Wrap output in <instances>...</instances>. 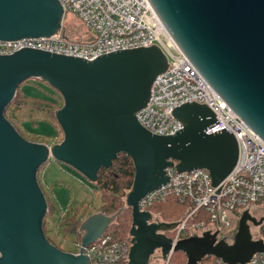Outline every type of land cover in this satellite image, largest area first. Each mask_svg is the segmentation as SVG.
Listing matches in <instances>:
<instances>
[{
	"label": "water",
	"instance_id": "water-1",
	"mask_svg": "<svg viewBox=\"0 0 264 264\" xmlns=\"http://www.w3.org/2000/svg\"><path fill=\"white\" fill-rule=\"evenodd\" d=\"M175 46L213 91L261 140H264V0H148ZM57 0H0V41L50 37L62 26ZM167 59L152 45L116 50L86 60L22 47L0 55V264H87L84 248L102 237L114 217L101 213L79 226L75 255L56 248L43 231L47 213L37 173L49 160L64 164L91 183L117 155L132 161L134 176L125 205L130 209L129 264H149L156 249L165 259L180 252L186 264L213 257L224 264H246L264 252L252 240L249 223H264L247 210L238 219L231 243L203 232L172 245L167 231L176 223L153 219L140 201L168 182L167 168L178 173L208 171L213 186L232 171L238 157L234 136L224 128L207 134L217 121L203 103H182L171 114L183 126L155 135L136 120L154 78ZM38 79L54 89L63 105L55 119L63 138L51 146L22 138L5 118L18 86Z\"/></svg>",
	"mask_w": 264,
	"mask_h": 264
},
{
	"label": "built area",
	"instance_id": "built-area-1",
	"mask_svg": "<svg viewBox=\"0 0 264 264\" xmlns=\"http://www.w3.org/2000/svg\"><path fill=\"white\" fill-rule=\"evenodd\" d=\"M57 1L62 7L63 19L69 14L78 19L84 29L82 38L66 39L62 25L50 37L0 41V55H10L26 47L90 60L116 50L152 45L159 48L166 56L167 67L154 78L147 104L136 113L139 125L151 134L171 135L183 126L171 114L174 107L185 102L204 103L217 121L206 133L223 128L231 133L237 142L238 157L232 171L217 186L212 185L205 169L178 173L174 168H167V184L146 195L139 203L140 209L146 211L145 208L153 200L167 195L189 203L185 216L175 228L165 233L172 245L206 231L216 232L217 239L232 237L237 228V225H232V219L237 222L240 214L251 206H264V140L229 109L175 46L148 0ZM200 211L206 214L208 221L188 225L189 219ZM262 227L264 223L257 227L255 237L251 235L252 240L264 242ZM130 247L129 236L115 243L101 237L85 247L83 255L88 258L87 264H129ZM76 248L71 253L79 254L80 242L76 243ZM172 254L170 250L162 259L160 250L156 249L150 256L149 264H169ZM213 259L208 263L201 260L199 264H224L219 259ZM246 264H264V252L254 254Z\"/></svg>",
	"mask_w": 264,
	"mask_h": 264
},
{
	"label": "trees",
	"instance_id": "trees-1",
	"mask_svg": "<svg viewBox=\"0 0 264 264\" xmlns=\"http://www.w3.org/2000/svg\"><path fill=\"white\" fill-rule=\"evenodd\" d=\"M65 29V28H64ZM65 37L69 40L71 39L65 29ZM31 80H36L38 83H42L49 87L44 82L38 79H30L22 82L31 83ZM35 84V83H34ZM20 85L17 88L16 94L5 110V118L8 122L15 128L18 134L25 140L33 143H43V144H55L57 138V129L56 135L54 137L48 138L45 140L43 137L30 134L29 139L22 136V133L18 129V124L13 120L12 111L14 109H27L32 112L43 113L50 117L52 124L55 128H59V125L55 119V111L58 108H53L55 103L50 99L37 100L33 98H28L23 96L20 91ZM52 91V96L54 93L58 94L54 89L49 87ZM62 99V98H61ZM11 107H13L12 110ZM46 164V163H45ZM44 164V165H45ZM43 165V166H44ZM42 166V167H43ZM41 167V168H42ZM40 168V169H41ZM134 176V167L132 161L125 154L117 155L116 159L112 162V166L108 169H100L97 173V179L94 186L95 189L99 192L100 195V205L97 209L98 213H101L107 217H114L113 222L106 228L102 238H107L109 242H122L128 238V232L130 229L131 218H130V209L123 208V199L126 196L127 191L130 190ZM40 186V184H39ZM46 200L47 204V214L48 217L52 216L56 211L55 206L50 202L43 188L40 186ZM190 205L187 202H180L177 198L172 195H167L163 197H158L153 200L145 210L156 216L158 220L167 223H177L179 222L186 214ZM87 217L86 208L82 211L79 207H76L72 210L60 211L56 220V230L61 239H64L65 235L71 234L74 235L77 242L80 241L79 226L82 220ZM201 221L207 222L208 218L206 214L202 211L198 212L192 218L189 219L188 225L199 223ZM44 230V225H43ZM44 234L46 235L45 231ZM261 237L264 238V230L261 231ZM48 239V238H47ZM49 240V239H48ZM49 242L53 244L50 240ZM54 245V244H53ZM56 248L60 249L59 245H54ZM61 250V249H60ZM212 257H207L202 260L203 263H208L213 261ZM169 264H186V258L184 254L180 252L173 253Z\"/></svg>",
	"mask_w": 264,
	"mask_h": 264
},
{
	"label": "rangeland",
	"instance_id": "rangeland-1",
	"mask_svg": "<svg viewBox=\"0 0 264 264\" xmlns=\"http://www.w3.org/2000/svg\"><path fill=\"white\" fill-rule=\"evenodd\" d=\"M62 25L71 39L76 40L83 37L84 29L78 19L73 15L69 14L68 16H65ZM30 82L31 83H23L20 85L19 91L23 96L37 100L50 99L55 103L53 108H61L63 101L59 94L54 93L52 96V91L46 85L38 83L36 80H31ZM12 109L13 107H11L10 110ZM12 117L18 124V129L22 133V136L27 139H29L28 133H30L43 137L47 140L48 138L56 135V129L57 143H59L63 138L61 129L55 128L50 117L43 113L32 112L24 108L19 110L14 109L12 111ZM46 145L51 146L53 144ZM37 181L43 188L50 202L56 208V211L52 216L48 217L47 213L45 215L43 221V231L46 233L45 236L54 245H59L62 251L74 252L77 249V240L75 236L71 234L65 235L64 239L59 237L55 227L57 216L60 211H64L66 209L72 210L76 207H79L81 211L86 208L87 216L97 213V209L100 205L99 192L95 189L93 183L89 182L79 173L54 160H49L38 171ZM123 202V208H127L125 205V197ZM247 209L251 217L256 220L264 219V206H251ZM152 216L153 219H158L156 216ZM237 222L233 219L231 220L233 226L234 224L237 225ZM262 230H264V227H262ZM249 231L252 237H255V234L258 232V228L249 223ZM79 234L81 237V233ZM160 261L161 260L159 259L158 262Z\"/></svg>",
	"mask_w": 264,
	"mask_h": 264
},
{
	"label": "flooded vegetation",
	"instance_id": "flooded-vegetation-1",
	"mask_svg": "<svg viewBox=\"0 0 264 264\" xmlns=\"http://www.w3.org/2000/svg\"><path fill=\"white\" fill-rule=\"evenodd\" d=\"M228 243H231V238L226 239Z\"/></svg>",
	"mask_w": 264,
	"mask_h": 264
},
{
	"label": "bare ground",
	"instance_id": "bare-ground-1",
	"mask_svg": "<svg viewBox=\"0 0 264 264\" xmlns=\"http://www.w3.org/2000/svg\"><path fill=\"white\" fill-rule=\"evenodd\" d=\"M169 36V38L171 39V41L175 44V41L170 37V35H168Z\"/></svg>",
	"mask_w": 264,
	"mask_h": 264
},
{
	"label": "crops",
	"instance_id": "crops-1",
	"mask_svg": "<svg viewBox=\"0 0 264 264\" xmlns=\"http://www.w3.org/2000/svg\"><path fill=\"white\" fill-rule=\"evenodd\" d=\"M97 213H98V212H97ZM97 213H95V214H97ZM92 215H93V214H92ZM88 216H91V215H88ZM88 216H87V217H88ZM81 235H82V233H81Z\"/></svg>",
	"mask_w": 264,
	"mask_h": 264
}]
</instances>
